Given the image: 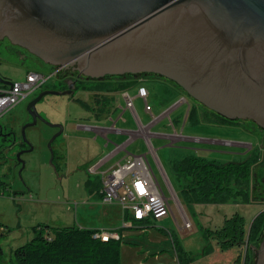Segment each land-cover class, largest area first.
<instances>
[{
	"label": "rangeland",
	"instance_id": "rangeland-1",
	"mask_svg": "<svg viewBox=\"0 0 264 264\" xmlns=\"http://www.w3.org/2000/svg\"><path fill=\"white\" fill-rule=\"evenodd\" d=\"M53 69L52 65L43 62L27 49L12 44L8 39L0 40L2 77L8 80H24L28 71L35 70L50 75ZM136 76L137 79L142 77ZM142 78H148L147 84L151 85L152 92H155L150 98L152 104L158 102L156 92L163 83L174 85L183 92L184 96L180 102L187 100L190 105L189 102L192 100L191 102L198 103L164 76L148 74ZM103 85L95 84L91 88L103 90ZM108 85L114 86L115 83H107ZM43 88L64 90L61 89L63 86L54 75L40 90L23 99L0 118V234L3 233L0 236V245L5 251L6 259L11 257L14 248L31 239L33 228L38 223L80 225L76 214L80 207L82 211L81 205L87 199L86 180L89 175L93 180L96 178L95 174L87 172L86 167L82 166L86 161L79 162L78 167L72 166L74 161L71 162L70 167L74 170L71 172L65 165L70 145L74 148L78 142L77 136L87 132L79 124L109 127L111 125L109 119L112 117L120 114L122 116L120 119L135 117L131 110H123L125 98L121 91L115 93L112 101L106 99L108 103L111 101L113 108L117 109L110 113L112 116L109 119L105 115L96 117V114L89 110L88 106L95 107L89 89L80 88L73 96L47 94L37 103L41 118L36 124L26 128L27 140H24L22 128L33 120L28 105ZM141 103L143 99L137 98L136 104L140 116ZM170 105L171 103L162 110ZM201 105H198V108L204 114V118L219 121L212 111ZM185 112L187 113V110ZM186 113L180 117L181 124L186 122ZM207 121L201 117L200 124H205ZM236 121L238 123H235ZM236 121L226 122L229 128L222 125L219 128L211 127L212 135L233 141L249 142L252 143V148L247 144L208 145L197 140H175L170 137L172 130L169 124H166V120H161L150 130L152 135L148 142L144 137L139 138L136 142L137 146L131 147L137 150L138 144H143L155 175L169 199L170 210L167 216L151 221L147 225L127 220L129 225L123 230L124 236H122L124 241L121 247V264H211L212 260L217 264L244 263L247 251L245 244L242 245V249L240 246H234L222 250L217 239L210 235L213 229L222 226L226 218L235 212H240L244 216V225L246 230H249L254 218L264 210V130L250 120ZM49 122L62 123L65 127L52 143L53 153L49 142L59 129ZM218 123L222 124V122ZM126 126H129L128 123H124L123 127ZM255 132L259 133L261 144L257 142ZM31 145L33 149L25 150ZM21 150H25L21 155L24 166L17 157ZM195 150L199 152L197 154L204 153L212 157L229 153L227 161L237 160L250 151V155H258L260 164L255 168L256 176L254 179L251 178L249 200L187 203L171 163L175 158H181ZM73 153L75 155V149ZM187 220L190 221L191 227L186 226ZM123 222L124 216L121 217L119 224L123 225ZM217 249L221 253L218 259L214 258ZM230 254L236 255L235 260L230 261Z\"/></svg>",
	"mask_w": 264,
	"mask_h": 264
},
{
	"label": "water",
	"instance_id": "water-1",
	"mask_svg": "<svg viewBox=\"0 0 264 264\" xmlns=\"http://www.w3.org/2000/svg\"><path fill=\"white\" fill-rule=\"evenodd\" d=\"M3 39L92 80L164 76L206 108L264 130V0H0ZM73 92L41 90L24 140L45 95ZM49 123L59 127L53 153L64 125ZM250 248L264 264V233Z\"/></svg>",
	"mask_w": 264,
	"mask_h": 264
},
{
	"label": "trees",
	"instance_id": "trees-1",
	"mask_svg": "<svg viewBox=\"0 0 264 264\" xmlns=\"http://www.w3.org/2000/svg\"><path fill=\"white\" fill-rule=\"evenodd\" d=\"M111 86L108 85L106 88H113V85ZM122 86L125 84L114 86L113 89L119 90ZM198 105L201 104L191 105L188 121H192ZM212 113L221 122L236 121L214 111ZM259 164V156L253 154L240 161L220 162L190 153L172 160L171 166L180 183L183 197L191 204L222 203L229 200L248 201L251 178L254 179L256 176L255 168ZM97 229L79 225L38 223L33 228L31 239L14 248L9 259L5 258V251L0 245V264H121V247L124 238H110L107 241L94 238L93 233ZM123 230L120 229L121 232ZM263 233L264 210L254 218L249 230H246L244 225V216L240 212H235L226 218L222 226L213 229L210 235L217 239L222 250L247 245L244 262L254 264L255 256L251 254L253 251L250 245L258 244ZM175 249L178 251L176 245Z\"/></svg>",
	"mask_w": 264,
	"mask_h": 264
},
{
	"label": "crops",
	"instance_id": "crops-1",
	"mask_svg": "<svg viewBox=\"0 0 264 264\" xmlns=\"http://www.w3.org/2000/svg\"><path fill=\"white\" fill-rule=\"evenodd\" d=\"M142 77L139 79H137L138 77H130V78L120 77V79H116V81L114 82L116 86L120 84H125V86H122L118 91H121L123 94V91L126 90L133 97L136 112L138 115L137 118L134 117L135 118L134 119L131 117L126 120L125 118L120 119L122 117L120 114L117 117H115L116 118L115 121V119L114 120L111 119L110 115L106 112L96 115V117H101L105 115L108 119L110 118L109 121L111 122V125L109 127H106L99 125L79 124V126L83 127L84 130H87V132L86 134H81L77 136L78 142L75 144L74 148L71 147L70 145L69 155L66 156V162H65V165L68 166L67 167L68 171L69 172L74 171L72 167H70L71 162L74 161L73 162L74 164H72V166L74 165V167H78L79 162L82 163L83 161L84 162L86 161L82 166L86 167L87 172L95 174L94 177L96 178L95 180H93L92 177L89 175V178H87L85 183L88 192L87 199L81 205L83 208L82 211H81V207L79 209L77 208L78 211L76 214V219L79 221L80 227L114 229L122 226L119 224V221L121 217L124 216L123 208L119 204L106 203L102 200L101 187H102L103 172L110 171L111 168H113L119 162L124 161L131 154H138V153L146 154V149L143 148V144H138L139 148H137V150H134L131 147L137 146L136 142L138 141L139 138L142 139L144 137V139L145 140L147 139L148 142V139L151 138L152 135L151 134L152 132H150V130L161 120H166L167 122L166 124H169V127L172 130L170 137L174 138L175 140H180V139L197 140L201 143H207L208 145H212V144L234 145V143L243 144V145L247 144L249 148H252V143L249 142L233 141L229 139H224L222 138V136L212 135L213 130L210 129L211 127L219 128L222 125L225 126L226 128H229V125H227L226 122H222V124H219L218 122L221 121L211 120V119L209 120L204 118V114H202V112L199 110L198 107L197 109H195L193 113L192 121L187 120V123L185 125L181 124L180 117L183 114H185L186 113L185 111L189 108L187 100L185 102H180L181 98L184 96L183 92L174 85L163 83L161 85L160 90L158 89V92H156V95L158 96L159 99L158 102L156 103L153 102L152 104L150 98L152 94L155 92H152V89L150 88L152 87L151 85L148 86L146 81L148 80V78H142ZM111 84H113V82ZM141 86H145L149 90L148 100L149 103L152 105V109L149 111L146 110L144 99L138 95V91ZM137 98L143 99V103H141V109H140L141 116L137 109V104H136ZM188 100L190 99L188 98ZM191 101L189 102V104L191 105L194 104ZM169 103H171V105L166 109L162 110V108L165 107L166 105H169ZM124 108L123 110H125ZM133 116L135 115L133 114ZM169 117H171L175 121V127L173 126L171 127ZM201 117H203V119L208 121L205 124H200ZM114 122H115V128L112 127ZM124 123H128L129 126L123 127ZM235 123L238 122L236 121ZM240 126L244 127L243 125ZM175 131H177L178 133L176 134ZM184 133L186 135H183ZM256 135H257L256 137L257 142L261 144L259 133H256ZM74 149L76 151L75 155L73 153ZM250 152H247L249 154H247L246 156L243 155L242 157L237 158V160H233V161L244 160L245 158L249 157ZM191 153H194L208 160H216L220 162H228L227 157H229L230 155L229 153L227 154L225 153L218 155L217 157H212L204 153L197 154L199 152H197L196 150ZM92 165H97L96 172H90L88 170ZM76 204H78V202ZM55 224H59V223H55ZM242 248L243 247H240V249ZM230 255H231L230 261L235 260L236 255L235 254H230ZM219 256H221V253L217 249L214 258L217 257L216 259H218ZM211 264H217V263L212 260Z\"/></svg>",
	"mask_w": 264,
	"mask_h": 264
},
{
	"label": "built area",
	"instance_id": "built-area-1",
	"mask_svg": "<svg viewBox=\"0 0 264 264\" xmlns=\"http://www.w3.org/2000/svg\"><path fill=\"white\" fill-rule=\"evenodd\" d=\"M52 74L53 72L47 75L40 71L31 70L27 72L24 80L10 79L11 83H2L0 86V118L16 104L43 87ZM123 95L125 98L124 109L131 110L137 118L133 97L126 90L123 91ZM138 95L144 99L146 110H151L148 88L141 86ZM191 107L190 104L184 123H187ZM170 125L175 127V121L171 117ZM175 133L178 132L175 131ZM88 170L96 172L97 165L90 166ZM101 194L104 202L119 204L124 210V222L121 227L114 229L98 228L94 231L93 237L104 241L110 238L119 239L124 236V232H121L120 229L128 227L127 220L140 225H147L151 221L159 220L169 214V199L155 175L147 154H131L124 161L111 168L110 171L103 172ZM186 226L191 227L189 220L186 221Z\"/></svg>",
	"mask_w": 264,
	"mask_h": 264
},
{
	"label": "flooded vegetation",
	"instance_id": "flooded-vegetation-1",
	"mask_svg": "<svg viewBox=\"0 0 264 264\" xmlns=\"http://www.w3.org/2000/svg\"><path fill=\"white\" fill-rule=\"evenodd\" d=\"M51 65V64H50ZM52 67L54 68L53 74L51 75L54 76L56 75L58 82L61 83V85L63 86V88L61 89H68L70 86H72L74 88V92L69 95L73 96L75 94V92L80 89V88H84V89H89L90 93H91V98L92 101H94V105L95 107L92 108L91 106L89 107V110L92 111L93 113H95L96 115H99L101 113H108L110 116H112V114L114 111H116L117 109L113 108L114 106H112L110 103L112 101V97H114L115 93L118 90H115L113 88H105L107 86V83H112L115 82L116 79H120V77L122 76H118V77H106V78H101V79H97V80H92V79H88L86 77L83 76H78V74L76 72H72L71 70H67L63 67H59V66H54L52 65ZM141 76H147V75H141ZM131 77H137V76H131ZM50 79V78H49ZM95 84H104L103 87L104 89H91L92 85ZM44 89V88H43ZM40 90V89H39ZM110 99L111 101L108 103L106 101V99ZM103 102V103H102ZM111 119H115V117H112ZM113 128H115V122L112 126ZM59 129V127H58ZM65 129V127H64ZM2 131V128H1ZM251 254H253L256 258L255 253L251 252Z\"/></svg>",
	"mask_w": 264,
	"mask_h": 264
}]
</instances>
